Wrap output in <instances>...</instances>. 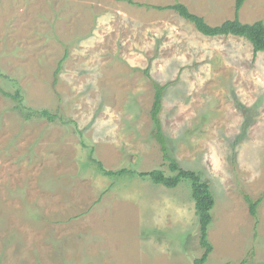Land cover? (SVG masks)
Wrapping results in <instances>:
<instances>
[{"label":"rangeland","instance_id":"obj_1","mask_svg":"<svg viewBox=\"0 0 264 264\" xmlns=\"http://www.w3.org/2000/svg\"><path fill=\"white\" fill-rule=\"evenodd\" d=\"M131 2L0 0V264H196L190 181L139 175L174 173L154 83L167 154L215 197L204 264H264V51L158 8L181 2L219 25L235 0ZM238 18L264 23V0H244ZM17 89L23 110L2 93ZM245 196L260 198L255 216Z\"/></svg>","mask_w":264,"mask_h":264},{"label":"trees","instance_id":"obj_2","mask_svg":"<svg viewBox=\"0 0 264 264\" xmlns=\"http://www.w3.org/2000/svg\"><path fill=\"white\" fill-rule=\"evenodd\" d=\"M127 1L131 2V0H127ZM243 3L244 0H235L234 17L232 19L224 20L219 25L207 24L204 21L203 17L190 12L186 7V5L181 2H175L174 4L166 7L159 6L158 8L160 9L167 8V9L175 10L180 16H182L189 22H192L195 28L204 35H208V36L221 35V37L227 35H233V36L245 38L251 43L253 48V53L255 54L259 51H264V23L261 20H257L251 23L242 22L238 18V12ZM61 64H62V59L57 64V67L55 69V75L58 73L59 69L61 68ZM0 76L1 77L5 76L1 72V70H0ZM153 85L155 88V94H154V100L152 103L150 114L155 124V129H156L155 137L160 144V148L162 149L164 159H166L169 162L168 166L170 170L174 173L165 174L163 170L157 168L146 172H139V175L143 177H149L153 182L162 184L167 188L175 187L183 179L190 181L191 196L194 201L195 213L197 215L198 224H199V243L203 247V252L199 258L195 259V263L204 264L209 253L213 249V246L208 239V227L212 219L211 210L215 204V197L212 192V189H210L211 187L209 183L202 178L201 172L193 169L182 168L174 158L170 157L167 154L165 137L162 133L158 118V113L162 105L164 86L158 85L157 83H154ZM2 93L5 96H8L22 103L21 105H17V108L22 110L25 109L19 89L15 90L13 93L5 92V91H3ZM31 114H36L40 117H46L50 121L58 117L57 114H52L47 109H40V110L29 109V111L25 113L24 116L27 118ZM92 160H94L93 157ZM96 164L98 168L101 169L102 172L108 176H120L126 173H132L131 170L125 168L118 170L105 169L102 166L101 162L99 161H96ZM245 199L248 202L250 214L255 216L256 208L260 202V198L252 200L249 196H245ZM223 264H232V263L225 262Z\"/></svg>","mask_w":264,"mask_h":264}]
</instances>
